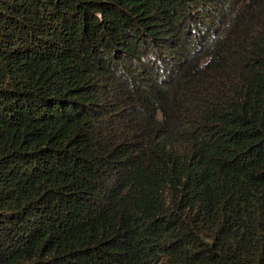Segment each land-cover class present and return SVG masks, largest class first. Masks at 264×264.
<instances>
[{
  "label": "trees",
  "instance_id": "trees-1",
  "mask_svg": "<svg viewBox=\"0 0 264 264\" xmlns=\"http://www.w3.org/2000/svg\"><path fill=\"white\" fill-rule=\"evenodd\" d=\"M0 264H264V0H0Z\"/></svg>",
  "mask_w": 264,
  "mask_h": 264
}]
</instances>
